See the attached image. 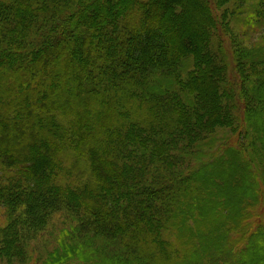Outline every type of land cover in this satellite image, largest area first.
<instances>
[{"label": "trees", "instance_id": "trees-1", "mask_svg": "<svg viewBox=\"0 0 264 264\" xmlns=\"http://www.w3.org/2000/svg\"><path fill=\"white\" fill-rule=\"evenodd\" d=\"M225 1L0 0V260L28 264L63 214L77 225L46 264H264L262 233L242 255L235 241L213 251V229L225 241L248 227L249 166L209 153L211 134L260 137L264 159V55L217 43ZM18 67L29 111L14 116ZM90 144L99 180L76 185ZM70 156L78 167L61 182Z\"/></svg>", "mask_w": 264, "mask_h": 264}, {"label": "rangeland", "instance_id": "rangeland-1", "mask_svg": "<svg viewBox=\"0 0 264 264\" xmlns=\"http://www.w3.org/2000/svg\"><path fill=\"white\" fill-rule=\"evenodd\" d=\"M262 0H227L226 5L219 7L218 9H215L214 12L218 16V18H221L223 26L226 25V27L229 28L227 31H221V38L216 39L218 44H221L223 42V45L228 48L230 51L235 50V47H238L239 49H243L244 52L250 53L252 51V54H261L264 55V0L262 1V4L260 3ZM226 6V7H225ZM214 7V6H213ZM228 10V11H227ZM227 15V16H226ZM105 37V35H103ZM156 43L161 44L160 38L156 40ZM225 46V47H226ZM144 56H139L140 60ZM44 67L46 65H43ZM230 74L229 79H232L235 81L236 79H241L237 71H235L234 66L230 67ZM13 71V72H12ZM12 76L14 77V80L12 82V85L9 86V88H6V94L13 91L12 96L13 100L12 103L7 107V109H12L11 111H16L14 116H16V113L18 110L24 111V107H26L25 104V97L27 96V92L24 90V84H23V74L22 71L18 68L15 70H11ZM54 81V80H53ZM1 86V82H0ZM11 95V94H10ZM62 95V93H61ZM65 100L64 98H62ZM203 99V98H201ZM207 100V99H205ZM107 102H104L99 107H94L92 109H89L91 114L94 112H98L101 108L108 107ZM211 104V101H207L206 105ZM73 105V104H72ZM255 108V107H253ZM75 107L68 106L67 107V119L65 117L59 118L60 122H62L64 125H69V119L74 116V110ZM26 111L28 112L29 109L26 107ZM64 115L65 113L62 112ZM215 114V110L212 113V115ZM8 116V115H7ZM19 121L25 124L27 121L26 115L22 114L18 117ZM211 136H214L211 143V151L209 153L215 154L220 153L221 155L225 152L226 156L227 154H234L240 158L243 163H247L249 166V170L245 171V168L243 169V172L241 170V173L244 174L241 178H246L247 185L240 187L246 190V198L247 202L243 205L245 209L248 212V219L244 222V225H248L247 229H237L234 228V230L229 234V237L227 239H223L221 235H219L218 230L213 229L212 232L215 235V239L217 240V246L216 249L214 248L213 251L215 253L217 251H221L223 248H227L229 250V244L232 245V242L235 241L236 245L238 246L239 250L237 252H234L233 250L229 251L231 253H237L239 252V255H242L243 249L245 246H249V244H246V238H249L252 233H262L264 234V159L262 158V143L260 142V137L257 139V137H246L243 134H240L237 130L233 128H225L217 133V135L211 134ZM234 147L238 148L239 153L242 151V155L238 154L234 151ZM88 148V147H87ZM92 145L90 144L88 148V152L82 155L84 159L80 162V166L83 165V162H87V167H81V169H77V172L79 175L73 176L74 183L79 184L82 183L83 185H91L95 182V180H99L98 175L93 171L92 161H93V151H92ZM232 149V150H230ZM208 153V154H209ZM209 154V155H211ZM67 166L63 168L62 178H60L61 182H65V179L63 178V175H68L71 169V165L74 167H78V164H74V158L70 156V158L67 159ZM66 164V163H65ZM64 164V165H65ZM72 175V174H71ZM74 175V173H73ZM60 177V172H59ZM253 179V182L251 181ZM249 182L252 186H249ZM258 182V183H257ZM258 186H255V185ZM244 199V198H243ZM207 215V214H206ZM205 215V216H206ZM211 215V214H209ZM6 212L3 209V207L0 206V224L4 225L6 222ZM211 221L216 223V219L211 217ZM204 222H201V224H204ZM69 225H77L76 222L73 220L72 216L68 217L63 214H58L56 217H54L51 221L50 227L48 230L42 235L39 242H32L28 245L29 254H30V260L28 264H46L48 262V254L52 251H54L58 247L57 241H54L56 237L60 235V232L65 228V226ZM4 227V226H3ZM255 230V231H254ZM211 232V231H210ZM215 242V241H214ZM213 242V243H214ZM263 243H261L262 245ZM185 246V245H184ZM204 247V245H203ZM214 253V254H215ZM241 253V254H240ZM230 256V261H235V259L232 258V256L229 254L227 255L223 260L222 264H226ZM0 264H9L2 260H0ZM14 264H20L19 260H16ZM68 264H79L78 262H71Z\"/></svg>", "mask_w": 264, "mask_h": 264}]
</instances>
